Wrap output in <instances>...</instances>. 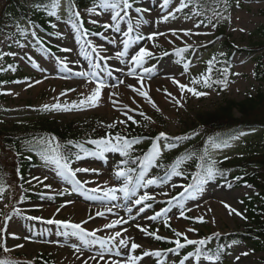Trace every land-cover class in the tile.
<instances>
[{
    "label": "rangeland",
    "instance_id": "1",
    "mask_svg": "<svg viewBox=\"0 0 264 264\" xmlns=\"http://www.w3.org/2000/svg\"><path fill=\"white\" fill-rule=\"evenodd\" d=\"M4 1L6 0H0V7ZM179 3L180 0H170L166 9L163 7V0L137 2L130 13L131 18H126L120 23V33L111 30L105 32L101 27L104 23H111L110 11H104L100 15H90L86 10L93 6L76 10L80 12L81 19L86 26L98 28V32L104 33L105 38L98 35L88 38L74 29L66 16L65 0H60L61 18L55 23L53 36L41 34L33 26L27 28L30 34L28 39L25 37L18 38L14 33L0 31V52L15 53V55H3L1 61L6 63L10 59V61L18 63L30 76L20 83L6 84L1 89L3 98L0 99V129L12 131L38 125L57 127L58 129L72 127L76 134H81L80 137L85 138L93 130L100 131L107 128V124L115 122V127L112 129H120L123 133H127L128 127L132 125L141 127L147 124L148 130L146 131L149 133L165 132L169 137L184 136L187 130H194L198 126L200 116L215 112L226 101L240 102L262 90L263 84L256 81L254 77L258 64L257 57L260 52L248 55L246 52L240 53L233 50L230 58L231 78L227 88L222 92L201 90L198 86L191 84L190 77L191 72L200 73L202 71L203 63L207 59V54H204V48L207 46L210 47V50L217 51L222 57L225 52L223 45L226 42H231L239 48H248L264 41V37L259 32L264 27V0H239V7H237V0H228L227 11L224 10L225 5L223 3L218 8L221 16L217 18L211 12L212 24L205 23L207 27L202 24L199 28H195L194 25L203 20L202 15L192 16L191 19L185 18L192 15L194 10L192 7L184 9L183 12H176L174 19L171 16L166 22L160 19L168 12L174 11ZM136 7L150 11L137 14L135 12ZM138 16L145 22L136 27ZM225 16L228 19H225ZM92 20L99 21V23L93 24L91 23ZM158 20L160 22L157 23ZM128 23L133 24L134 31L130 34L131 40L127 54L122 58L124 62H121V60L116 59L115 54L117 51L123 50L121 40L127 38L123 37L122 33L127 30ZM181 29H191L192 34L185 36L183 32L179 31ZM172 30H177L176 36L172 35ZM33 31L39 35L38 39L45 40L50 49H46L37 43L36 38L31 35ZM154 32L162 33V35H158L154 40H147L146 37ZM219 33L223 35L219 36ZM138 35L145 38L137 40L136 36ZM111 39H115L117 42L111 44L108 42ZM21 44L24 47H20ZM90 44L97 46L101 55L110 56L112 59L108 60L106 64L99 60L91 51ZM185 46H190L189 48L194 50V61L187 73H184L180 64L174 63L172 59L161 53L162 48L174 52L175 48ZM140 47L152 51L154 53L153 58L157 57L156 60L148 59L144 65L146 68L154 69L151 78L147 75L144 77V90L148 91L149 96L160 109L159 111L127 87V85L139 87L135 78L115 71L117 68L126 69L130 63L128 57ZM60 49H71V51L65 52ZM59 60L65 61L70 71H62V65L58 63ZM32 61H35L38 67H34ZM97 64L100 65L99 68L96 67ZM79 71H95L100 78L109 84H118L119 86L103 88L98 106H80L79 101L94 92L95 83L73 75ZM108 71L113 72L111 77L107 75ZM140 71L142 70H138V72ZM117 77L123 79L124 84H119ZM172 77H175L180 83L196 88L198 91L207 92L208 95L197 98L187 91L181 94L180 89L172 83ZM36 81H40V83H35ZM155 83L158 86H155ZM166 92L172 95L168 96ZM173 96L179 100V104L172 99ZM57 102L71 110H44V105H53ZM74 103L77 105L75 108L72 107ZM129 109L136 110L128 114L132 115L140 124H132L131 121H127L125 124L119 123L121 120H126L124 113L128 112ZM140 111L150 116L154 123L144 121L138 115ZM228 144L229 146L225 148H211L209 150L210 157L222 163L238 161L243 157L259 153L264 148V134L261 130H253L241 135L238 139L231 140ZM167 150L163 148L160 153H165ZM2 156L6 162L12 158L10 155ZM121 161L122 156L119 153L110 152L105 154L104 160L92 156L78 160L72 164V167L99 170L100 174L96 177L87 173H77L78 179L91 181L86 185V188L97 187L98 185L112 187L122 182L117 181L113 175L116 166ZM5 165L8 167V164ZM155 173L156 168L147 170L146 178L156 177ZM93 177L94 179H91ZM170 183L176 184L177 187L171 188L168 184L151 186L147 189H141L140 194L148 191L156 194L157 201H167L171 196H176L183 190L181 186H188L187 178L180 175L172 176ZM44 185H51V188H46ZM71 187L70 178L66 181L57 175L54 165L46 163L40 164L37 169L30 173L29 180L23 187V193L17 186L12 187L8 195L0 201V229H6L0 231V246H2L0 247V255L20 261L25 259L28 262L35 261L40 255H49L54 264H82L87 257L97 255L100 251L99 245L85 248L78 237L66 236L63 234L65 229L55 224L48 225L42 221L55 218L61 221L80 223L87 220L90 214L94 216L97 211L116 205L113 207L116 215L106 213L105 217H95L83 227L87 230H93L118 217L129 219L128 224L121 225L122 228L127 229L123 235L125 238H133L136 243L142 245L135 253H132L136 256H142L146 250H159V246L153 236L141 232L136 225L146 227L148 232H157L158 229V235L172 239H174L173 230L186 233L190 239H203L204 236L217 232L226 234L238 230L242 231L245 225L244 219L235 213L229 214V209L225 208L224 205L228 204L230 208L241 212L244 216L243 201L257 196L259 193V190L252 185L251 187L245 185L242 188H230L221 182L209 181L203 185L202 191L196 199L185 200L184 212L188 218L181 217L179 215L180 209L175 206L167 214L171 219L169 220L170 227H166L163 217L155 221L148 219L155 214L149 209L144 213L136 214V218L131 219L124 209L126 202L121 194H118L120 198L117 201L89 199L91 193L84 190L61 195L64 189L70 190ZM161 191L168 192L169 196L159 195ZM22 194L24 196L36 195L37 197L21 201ZM69 201L71 203H68ZM5 205H9V207L6 208ZM62 205L64 206L61 207ZM13 208L20 209L22 214L15 215L12 212ZM57 209H60L59 213H57ZM8 215L12 216L10 220L5 219ZM28 216L41 217L42 220H28L26 219ZM198 217H202L204 222L196 219ZM213 220L215 223H212ZM187 228H193L196 231L187 232ZM116 230L106 229L98 232L97 236L105 238ZM67 231L70 232L71 230ZM17 245H23V247H17ZM72 245L79 246L81 252H77ZM3 247H7L9 251L5 252ZM120 251L122 253L120 257L105 253V260L99 261V264H106L112 259L123 261L128 249L121 248ZM242 252L249 254L247 256L240 255ZM186 255L180 257L177 253L168 252L165 256V262L175 264L176 261L183 260ZM237 256H240L239 260H236ZM97 259H99L98 256ZM152 260L153 256H144L137 264H153ZM225 260L226 263L224 264H264V252L255 253L245 245H233L229 247V254ZM88 264H95V262L89 260ZM185 264H211V262L208 260L200 261L193 257L185 261ZM217 264L221 263L217 262Z\"/></svg>",
    "mask_w": 264,
    "mask_h": 264
},
{
    "label": "snow or ice",
    "instance_id": "2",
    "mask_svg": "<svg viewBox=\"0 0 264 264\" xmlns=\"http://www.w3.org/2000/svg\"><path fill=\"white\" fill-rule=\"evenodd\" d=\"M202 0H197V2H193V0H180L179 6L174 9V11L168 12L167 15L163 16L162 21L166 22L169 19V16H171L173 19L175 18L176 12H183L184 9L192 7L194 10L192 11L191 16H186V19H191L192 16H206L207 6L201 7ZM223 3L225 5L224 10L227 11L228 7V0H223ZM170 4V0H163V7L167 9L168 5ZM134 7V0H94L93 7L87 9L86 11L90 15H100L104 11H110L111 12V23H104L101 25L103 27L105 32H108L109 30L120 33L121 29L119 27L120 23L124 21L126 18L130 19V13L133 10ZM237 7H239V0H237ZM60 8V0H51V7L50 10H48V15L52 17H56V19H59L57 10ZM74 5L72 4V0H69V14L70 16L75 17V21L72 20L69 21L71 26L79 31L80 28L83 27V21L81 19V15L79 11L73 10ZM147 11H150L149 9L136 7L135 12L137 14H143ZM212 15L219 18L221 16L220 11L216 6H213L211 9ZM208 24H212V19L207 17ZM225 19H228V17H224ZM145 21L138 16L136 20V27H139L140 24L144 23ZM160 22V20L157 21V23ZM91 23L98 24L99 21L92 20ZM202 24H204L205 27H207V24L204 23V20H200L197 22L194 27L199 28ZM17 31L23 35L27 36L28 33L25 29H23L19 24L15 25ZM51 27L55 28L56 25L52 24ZM213 27L215 25L213 24ZM134 31V27L132 23H128L127 30L122 33L123 37H126L127 39L121 40V43L123 45V50L117 51L115 56L116 59L121 60V62H124L122 60L123 57L127 54V49L129 47V43L131 40V33ZM183 32V35L188 36L192 34V30H179ZM243 31V29H241ZM84 33L87 34V29H84ZM199 34V33H196ZM32 37L36 38L37 34L35 31L31 32ZM92 35H98L101 36V38L104 37V33L94 32ZM158 35H162V33H151L149 34L146 39L151 41L154 40L155 37ZM172 35H177V30H172ZM145 37L142 36H136L137 40L143 39ZM178 39L180 37H177ZM111 44H115L117 41L115 39H111L108 41ZM37 43H41L39 39H37ZM171 43V41H170ZM20 47H24V45H19ZM91 48V51L95 54V56L101 60L104 61L105 64L108 60L112 59L110 56L101 55V51L98 50L97 46L89 45ZM158 46V45H154ZM190 46H185L181 48H175L174 52L177 57H179L177 63H183L184 61V53L188 51V48ZM61 51H71V49H60ZM3 55H15V53H2L0 54V59L3 58ZM164 55H168L167 52L164 53ZM154 53L147 48L140 47L133 55L128 57V60L130 63L128 64L126 69L117 68L115 71L121 72L126 74L128 77L135 78L137 81V84L139 87L135 85H127L128 88H130L133 92H135L137 95L143 97L147 103H149L154 109L159 111L160 109L157 107L155 102L152 100V98L149 96L148 91L145 89L144 84V77L147 75L149 78H151V74L153 73V68H146L144 65L147 63L148 59L153 58ZM29 60H31V57H29ZM34 67H38L35 64V61H32ZM58 63L62 65V71H70L68 69L67 63L63 60H59ZM214 63H218L217 58L213 57L211 60L207 62L208 67L205 73H202L198 78H193L191 80L192 85H202L204 88H212L214 85H220L222 86L221 90H224L228 86V73L229 69L225 67L222 70V76L223 79H214L212 77V71L214 67ZM97 68L100 67L99 64L96 65ZM110 67V66H109ZM183 69L184 73H187L189 70V64L183 63ZM138 70H142L138 72ZM183 74V73H182ZM73 75L81 78H85L89 80V82L95 83V89L94 92L87 96L84 99H81L79 101L80 106L84 105H90L91 107L98 106V101L101 97L102 89L105 87H117L118 84H109L106 80L100 78L99 74L95 71L92 72H75ZM107 75L111 77L113 75L112 71H108ZM119 84H124L123 79H119L117 77ZM172 83L176 85L180 91L181 94H183L185 91L193 95L194 97H202L208 95L207 92L198 91L194 87H190L189 85L180 83L175 77L171 78ZM14 83H20V81H14ZM35 83H40V81H36ZM31 86V85H29ZM159 90V89H158ZM74 91V89H73ZM166 91V90H165ZM114 95V93H113ZM166 95L171 96V93H167ZM173 100L176 101L177 104H179V100L176 97H172ZM135 102V101H134ZM73 108L77 107V105L74 103ZM44 110H57V111H70L71 109L67 106H62L61 103L57 102L53 105H44ZM135 109H129L128 112H125L124 115L126 116V120H121L119 123L125 124L127 121H131L132 124H140V122L130 114L129 112H135ZM139 116L143 118L144 121H148L151 123H154V121L151 120V117L145 114L143 111H140L138 113ZM144 127H147V124L143 125ZM108 129H112L115 127V122L109 123L106 125ZM240 135H244V133H240ZM139 137L129 139L127 136L121 135L119 133L113 134L111 131L107 132L104 137H101L99 139H90L87 141V143H90L95 146V151L88 152L87 155L95 156L98 159L104 160L106 153H119L120 156L126 157L127 159L124 161H121L120 164L116 166V170L114 171V178L117 181H122L117 186L107 187L105 186H97L92 188H86V185L90 183L89 180H81L77 178V173H88L93 172L96 175H99L98 169H90V168H82V167H72V163L74 161H78L80 159H83L84 157L81 156V152H85V149L80 144H75L73 147L79 148L80 152L75 154L74 160L73 157L68 154L66 151H62L61 145L58 141H56L55 137L51 138H39L35 141V143L41 145L40 149V156L41 159L46 164H51L55 166V170L58 176L64 178L66 181L70 178V183L72 185L71 189H64V191L61 193V195L67 193L71 194V192H79L81 190H84L85 192L91 193V195L88 197L89 199L93 200H102V201H117L120 197L118 194H121L123 197V200L126 202L124 204V209L128 216L131 219L136 218V214L144 213L148 208L152 207V204L147 203L148 201H156V194L155 193H149L148 191H144L143 194H140V189L144 188L147 189L151 186H163L165 184H168L171 188L177 187L176 184L170 183L172 176H179L182 175V173L179 171V167L181 163H183L182 159H178L172 167L165 173L163 177H147V168L148 167H161L162 165H159L155 163L157 158L160 155V147L158 142L161 140L167 141L169 139L174 141H180L183 139V137H169L167 133L160 132L158 136L154 138V142L152 145V149L150 150V154L145 155L144 159L142 161H139L140 165V172L139 175L134 179L133 173L136 171L132 167H125L129 162L132 164L138 163L136 159H132L130 155V150L132 149L133 145L139 142ZM233 139H238V137H233ZM56 141L55 143H53ZM214 146L216 148H223L229 146L227 141H212ZM69 144H72L71 141H69ZM174 144H169L167 147L172 148L174 147ZM191 158V154L184 157L183 159H189ZM202 163L197 164V173L194 176V182L193 184L188 185L187 187L181 186L183 190L179 193V195L171 196L168 200V204H175L177 208L180 209L179 215L181 217H185L184 212V203L183 201L188 199H196L198 194L202 191V187L204 184L208 183L209 181L214 180L217 176H225V172L220 170L216 165V160H206L205 156L200 157ZM225 159H228V157H225ZM46 179V177H45ZM236 179H240V177H237ZM46 188H51V185H44ZM231 185H229L230 187ZM9 186L5 184L2 180H0V201L3 199V195L5 191L7 190ZM22 187V185H21ZM246 187H251V185H246ZM159 195L168 197L169 193L166 191H161ZM21 201L24 199L23 197L20 198ZM68 203H71L69 201ZM62 205L61 207H63ZM5 207H9V205H5ZM113 207H116L114 205ZM113 207H106L102 211H97L95 215H89V218L87 220H84L80 223H73L71 221H61L57 220L55 218L43 220V223H46L48 225H57L60 228L65 229L66 231L63 233L64 235L68 236H74L78 237L85 248L94 247L95 245H99L100 251L97 253V255L89 256L86 259L83 260L82 264H88V261H94L95 264H99V261L105 260V253L110 254L115 257H120L122 255L120 249L125 248L128 249V253L126 254L123 261L118 259H112L110 261H107L106 264H137V262L142 259L144 256H154V257H162L164 253L162 251H150L146 250L143 252L142 256H136L132 253H135V251L142 247V245L136 243L133 238L127 237L125 238L123 233L127 232L126 228H122L121 225L128 224L129 219H125L124 217H118L116 219L110 220L108 223L103 224L101 227L95 228L93 230H87L83 227L84 224H87L89 220L94 219L95 217H105L106 213L111 215H116V213L113 211ZM225 208L229 209V214L235 213V215L241 217L242 219H245V217L242 215L241 212L236 211L235 209L230 208L228 204L224 205ZM135 209V212H134ZM169 208H164L159 212H156L154 215L148 217L150 220H157L160 217L164 218V224L166 227H170L169 220L170 217L167 216V213L169 212ZM190 210V209H189ZM60 209H57V213H59ZM12 212L15 215H21V210L18 208H13ZM12 218L11 215H8L5 217L6 220H10ZM28 220H42L41 217H33L28 216L26 217ZM200 222H204L202 217L196 218ZM212 223H215V220L212 221ZM141 232H144L146 235H151L154 237L155 240H166L168 238L160 236L157 234L159 231L157 229V232H148V229L146 227H142L140 225H136ZM106 229H117L115 232L111 233L105 238H101L97 236L98 232L104 231ZM6 229H0V231H4ZM67 230H71L70 232ZM187 232H195L196 230L193 228H187ZM174 236L176 239L168 241L169 243H172L175 245V248L168 249L166 251L173 252L178 254L179 249H183L189 245L197 246L193 252H189L183 260L180 261V264H185V261H188L190 258H196L199 260L202 256L211 262V264H217V262L220 259V256L216 253H213L212 255H205V246L210 242V240L213 237H218L220 233H213V237H208L204 239H190L186 233L173 230ZM14 236V234H13ZM91 237L92 239L89 240L88 238ZM15 238V236H14ZM183 240V243L181 242ZM2 247V246H0ZM17 247H23V245H17ZM72 247L77 251L81 252V248L77 245H72ZM115 249V251H113ZM3 250L5 252L9 251L7 247H3ZM248 252H242L240 255L247 256ZM97 256L99 259H97ZM240 256L236 257V260H239ZM0 264H13V262L8 260H0ZM160 264H164V262L161 260Z\"/></svg>",
    "mask_w": 264,
    "mask_h": 264
},
{
    "label": "trees",
    "instance_id": "3",
    "mask_svg": "<svg viewBox=\"0 0 264 264\" xmlns=\"http://www.w3.org/2000/svg\"><path fill=\"white\" fill-rule=\"evenodd\" d=\"M137 1V0H134ZM67 13L69 14V0H67ZM197 2V0H193ZM94 0H72L75 11L79 7L92 6ZM223 0H202L201 7L207 6L206 16L212 18L211 9L213 6L221 7ZM51 7V0H6L0 7V31L7 33H14L19 38H27L30 34L27 31L29 26L36 27L40 33L50 35L52 33L56 17L49 16L48 10ZM59 15V10H57ZM70 15V14H69ZM203 16L204 23H208L205 15ZM19 24L28 33L27 36L21 35L15 25ZM261 36L264 37V27L259 30ZM223 34L219 33V36ZM225 53L220 57L217 51L211 52L208 59L204 61L203 70L200 73H192L191 80L198 78L202 73H205L208 67L207 62L213 57L217 58L218 63H214L212 77L214 79H223L222 70L227 67L228 83L231 78V57L233 50L240 53L246 52L248 55L260 52L257 57V68L254 72L256 81L264 86V41L248 47L239 48L231 42H226L223 45ZM190 49L184 55L183 63L190 64L191 54ZM0 54H2L0 52ZM173 59L178 61L179 57L175 54ZM28 76L24 70L14 61L7 60L3 63L0 59V99L3 98L1 89L6 84H14V81L27 80ZM199 89L204 91L216 90L222 92V86L214 85L212 88H204L202 85H196ZM199 124L194 130L186 131L180 141L167 140L164 144H174V152L167 155L160 160L159 170L167 172L172 165L178 160L182 159L179 167L181 176L186 177L191 183L194 182V176L198 169L197 164L202 163L200 157L205 156L206 160L209 158V149L215 147L212 141H227L233 140V137H240V133H248L253 130H261L264 134V88L257 91L255 95H250L243 101H226L218 110L213 113H207L199 117ZM146 127H128V134L121 133L119 129L103 128L100 131L93 130L86 140L99 139L111 131L113 134L119 133L127 136L129 139L139 137V142L133 145L130 150L132 159H136L138 163H128V167L134 168L136 171L140 169L139 161H142L145 155L150 154L154 138L158 134H150ZM81 134H76L72 127L65 129H58L57 127L47 126H27L18 130H2L0 129V180L5 182L9 187L5 191L3 198L8 195L10 189L17 186L23 193V186L27 183L30 173L42 162L40 156L41 145L35 143L39 138L55 137L61 145L62 151H66L73 157L80 152L79 148L73 147L75 144H80L85 149L81 152V156L86 157L88 152L95 151V146L84 144V140L80 139ZM54 141L53 143H55ZM69 141L72 144H69ZM141 141V142H140ZM142 142H144L142 144ZM159 144V142H158ZM224 148V147H223ZM191 154V158L183 159ZM2 155H10L12 158L6 162ZM127 158L125 157V160ZM5 161V163H4ZM3 164V166H2ZM5 164H8L6 167ZM220 170L225 172V176H217L212 181H218L230 188H242L250 184L254 186L259 193L257 196L245 199L243 201V214L245 225L242 231L220 234L218 237H213L210 234L208 237H213L208 243L210 246L205 248V255H212L216 253L223 258L222 248L227 244L239 243L245 244L255 253L264 252V148L261 152L243 157L238 161H226L216 165ZM240 177V179H236ZM22 185V187H21ZM24 200L29 198H36L37 196H24ZM20 197V198H21ZM21 200V199H20ZM153 209L157 207H166L165 204H152ZM156 210V209H155ZM1 224V214H0ZM170 239L160 240L161 248H168L174 244L169 243ZM193 252V251H192ZM0 260H8L13 264H54L53 259L49 255H40L33 262L27 260H17L0 255Z\"/></svg>",
    "mask_w": 264,
    "mask_h": 264
},
{
    "label": "bare ground",
    "instance_id": "4",
    "mask_svg": "<svg viewBox=\"0 0 264 264\" xmlns=\"http://www.w3.org/2000/svg\"><path fill=\"white\" fill-rule=\"evenodd\" d=\"M155 86H158V84H154ZM87 174H89V175H92V176H94V177H96V174L95 173H93V172H88ZM94 177L93 178H91V179H94Z\"/></svg>",
    "mask_w": 264,
    "mask_h": 264
}]
</instances>
